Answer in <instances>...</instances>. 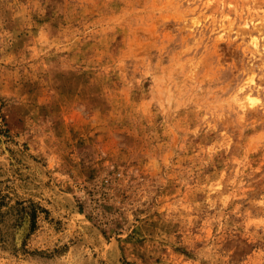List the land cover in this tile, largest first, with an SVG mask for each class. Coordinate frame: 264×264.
Here are the masks:
<instances>
[{
    "label": "rangeland",
    "instance_id": "1",
    "mask_svg": "<svg viewBox=\"0 0 264 264\" xmlns=\"http://www.w3.org/2000/svg\"><path fill=\"white\" fill-rule=\"evenodd\" d=\"M0 264H264V0H0Z\"/></svg>",
    "mask_w": 264,
    "mask_h": 264
},
{
    "label": "bare ground",
    "instance_id": "2",
    "mask_svg": "<svg viewBox=\"0 0 264 264\" xmlns=\"http://www.w3.org/2000/svg\"><path fill=\"white\" fill-rule=\"evenodd\" d=\"M254 42H255V45L258 47V39H254ZM250 100V105H253L254 104V100L252 98H249Z\"/></svg>",
    "mask_w": 264,
    "mask_h": 264
}]
</instances>
